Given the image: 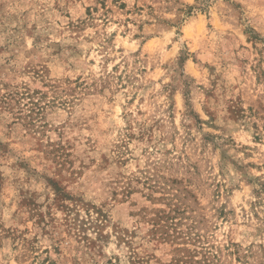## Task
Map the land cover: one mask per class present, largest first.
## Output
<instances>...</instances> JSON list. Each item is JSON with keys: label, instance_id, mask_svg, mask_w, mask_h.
Returning <instances> with one entry per match:
<instances>
[{"label": "rangeland", "instance_id": "374dc122", "mask_svg": "<svg viewBox=\"0 0 264 264\" xmlns=\"http://www.w3.org/2000/svg\"><path fill=\"white\" fill-rule=\"evenodd\" d=\"M180 255L264 264V0H0V264Z\"/></svg>", "mask_w": 264, "mask_h": 264}, {"label": "trees", "instance_id": "16d2710c", "mask_svg": "<svg viewBox=\"0 0 264 264\" xmlns=\"http://www.w3.org/2000/svg\"><path fill=\"white\" fill-rule=\"evenodd\" d=\"M36 109H38V111L41 109V107L39 106V103H37V102H32V105H31V107H30V113L31 114H28L27 116H32V113L33 112H35V110ZM175 206H178L177 204L175 205ZM179 207V206H178ZM178 207H176V208H174V209H172V211L173 212H178V210H177V208ZM164 217L165 218H167L166 219V221H168L169 219L170 220H172L173 219V217L170 215V214H167V215H164ZM162 219V218H161ZM208 250H205V254H206V256H205V258H204V262L207 260V258H208V256H207V253H209L208 255H213V258H215L216 257V254H214V253H212V252H207ZM211 253V254H210ZM212 261V260H211ZM214 262L212 261V264H213ZM171 264H202V263H200V261L199 260H197V259H193V258H190L189 256H187V255H180V256H175V257H173V259H172V261H171Z\"/></svg>", "mask_w": 264, "mask_h": 264}]
</instances>
